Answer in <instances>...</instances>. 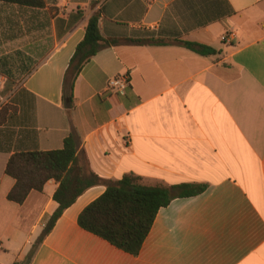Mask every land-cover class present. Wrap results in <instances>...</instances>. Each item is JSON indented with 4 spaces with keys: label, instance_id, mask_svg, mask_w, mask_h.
<instances>
[{
    "label": "crops",
    "instance_id": "0c3cea01",
    "mask_svg": "<svg viewBox=\"0 0 264 264\" xmlns=\"http://www.w3.org/2000/svg\"><path fill=\"white\" fill-rule=\"evenodd\" d=\"M43 1H0V98L10 101L0 107V264L21 261L58 207L53 179L21 204L8 200L15 180L7 160L60 149L72 130L101 178L133 173L206 188L160 208L131 255L78 225L105 190L92 186L30 264H264V0ZM93 12L101 36L120 43L83 66L70 100L64 73ZM177 41L217 53L201 56ZM121 73L129 76L123 96L106 89Z\"/></svg>",
    "mask_w": 264,
    "mask_h": 264
},
{
    "label": "trees",
    "instance_id": "16d2710c",
    "mask_svg": "<svg viewBox=\"0 0 264 264\" xmlns=\"http://www.w3.org/2000/svg\"><path fill=\"white\" fill-rule=\"evenodd\" d=\"M18 6L43 7V0H0ZM98 12H93L85 26V34L76 45L63 78L64 97L72 99L76 77L83 66L100 50L120 43L105 39L98 27ZM126 43L147 44L146 40H124ZM166 45L165 41H150ZM184 48L201 56L214 55L209 46L191 41H177ZM5 173L15 180L7 194L8 200L21 204L32 190H41L46 181L59 183L54 193L57 209L49 218L39 237L25 257L15 264H30L36 247L52 230L62 212L88 188L103 185L104 192L87 204L79 213L78 225L131 255H137L148 235L156 213L171 200L202 192L206 184H153L143 177L127 173L120 179L101 178L93 173L84 155L78 153V135L72 130L63 140L62 148L48 151L13 153L6 162Z\"/></svg>",
    "mask_w": 264,
    "mask_h": 264
},
{
    "label": "built area",
    "instance_id": "2783aa9c",
    "mask_svg": "<svg viewBox=\"0 0 264 264\" xmlns=\"http://www.w3.org/2000/svg\"><path fill=\"white\" fill-rule=\"evenodd\" d=\"M63 3H66L67 0H60ZM222 40H227V36L224 35L222 37ZM129 87V76L127 73H121L113 78H111L106 86V89L108 91H112L113 93L123 96ZM9 96L1 97L0 98V107L5 104V102L8 100Z\"/></svg>",
    "mask_w": 264,
    "mask_h": 264
},
{
    "label": "rangeland",
    "instance_id": "374dc122",
    "mask_svg": "<svg viewBox=\"0 0 264 264\" xmlns=\"http://www.w3.org/2000/svg\"><path fill=\"white\" fill-rule=\"evenodd\" d=\"M9 99V98H8ZM10 101L9 100H7L6 102H5V104L4 105H6V104H8Z\"/></svg>",
    "mask_w": 264,
    "mask_h": 264
}]
</instances>
